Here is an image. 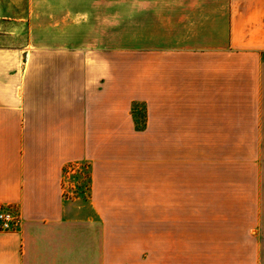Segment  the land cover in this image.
Here are the masks:
<instances>
[{
    "label": "crops",
    "instance_id": "obj_1",
    "mask_svg": "<svg viewBox=\"0 0 264 264\" xmlns=\"http://www.w3.org/2000/svg\"><path fill=\"white\" fill-rule=\"evenodd\" d=\"M0 210V264H264V0H0Z\"/></svg>",
    "mask_w": 264,
    "mask_h": 264
},
{
    "label": "rangeland",
    "instance_id": "obj_2",
    "mask_svg": "<svg viewBox=\"0 0 264 264\" xmlns=\"http://www.w3.org/2000/svg\"><path fill=\"white\" fill-rule=\"evenodd\" d=\"M8 40H5L4 42H10V38H7ZM20 41H25L26 39V35L23 31L22 35L20 36ZM76 168L71 167L70 171H74ZM76 177L74 179H71V182H74L77 186H78V190L77 191H85L86 188L88 187V169L86 166L81 167V169H78L76 175ZM79 191V192H80Z\"/></svg>",
    "mask_w": 264,
    "mask_h": 264
},
{
    "label": "built area",
    "instance_id": "obj_3",
    "mask_svg": "<svg viewBox=\"0 0 264 264\" xmlns=\"http://www.w3.org/2000/svg\"><path fill=\"white\" fill-rule=\"evenodd\" d=\"M19 224L18 215L11 211L0 210V230H14Z\"/></svg>",
    "mask_w": 264,
    "mask_h": 264
}]
</instances>
